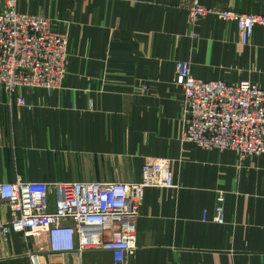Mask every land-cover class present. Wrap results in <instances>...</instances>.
Instances as JSON below:
<instances>
[{"label": "crops", "instance_id": "obj_1", "mask_svg": "<svg viewBox=\"0 0 264 264\" xmlns=\"http://www.w3.org/2000/svg\"><path fill=\"white\" fill-rule=\"evenodd\" d=\"M51 18L71 56L62 89L0 87V183H133L145 161L170 158L177 188H147L128 264H264V159L204 150L183 139L175 63L192 77L264 88V27L240 44L235 22L192 25L187 1L264 15V0H14ZM22 97L26 104L20 105ZM224 193V225L214 222ZM204 215L207 221H203ZM0 201V264L44 261L49 245L7 232ZM66 264H114L108 251L69 254Z\"/></svg>", "mask_w": 264, "mask_h": 264}, {"label": "built area", "instance_id": "obj_2", "mask_svg": "<svg viewBox=\"0 0 264 264\" xmlns=\"http://www.w3.org/2000/svg\"><path fill=\"white\" fill-rule=\"evenodd\" d=\"M189 21L216 17L235 22L240 44L249 45L264 15L240 14L187 1ZM71 56L67 32L51 18L21 13L14 0H0V87L10 96L21 89H62ZM174 85L183 93L187 127L183 139L204 150L233 151L242 160L264 159V88L242 81H203L192 77L191 63H175ZM20 105L26 101L20 97ZM174 161H145L133 183H0V201L10 212L5 231L49 245L47 261L31 254V264H66L65 257L88 251L112 253L114 264H128L137 250V223L147 188L175 189ZM225 195L217 198L214 222L224 225ZM203 221H207L204 215Z\"/></svg>", "mask_w": 264, "mask_h": 264}]
</instances>
